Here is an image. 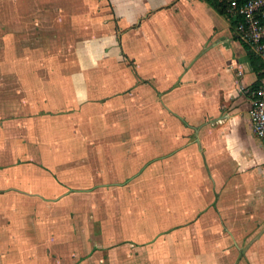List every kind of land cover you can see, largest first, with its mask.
<instances>
[{"label":"crops","instance_id":"0c3cea01","mask_svg":"<svg viewBox=\"0 0 264 264\" xmlns=\"http://www.w3.org/2000/svg\"><path fill=\"white\" fill-rule=\"evenodd\" d=\"M57 6L58 53H66L68 39L91 38L90 46H76L78 54L89 56L85 61L136 70L128 68L130 74L119 85L122 91H116L112 75L105 79L94 75L87 84L97 85L101 93L97 96L98 89H88L86 99L67 98L61 92L52 95L45 83L51 86L54 81L58 89L62 80L43 79V98L26 100L28 120L42 125L41 132L20 133L19 120L0 125V264H264V142L253 128L248 91L259 71L230 17L210 0H58ZM54 28L50 27L49 42L56 39ZM52 44H44L46 52H51ZM118 54L119 61L126 62H115ZM120 92L121 109L115 98ZM135 95L142 108L139 117L152 113L160 120L152 146L161 163L156 182L169 183V189L156 191L149 206L136 205L137 201L135 208L127 201L113 206L110 201L105 228L109 233H99L93 222L98 206H91L90 225L78 218L63 225L72 213L76 217L82 213L80 219L85 216L76 199L96 202L91 188L100 180L98 175L83 174L86 154L98 163L100 152L105 153L109 167L120 154L125 163L132 151L140 153L141 144L119 146L114 137L101 143L47 141L54 131L79 128L74 118L56 117L68 112L78 118L84 113L93 116L95 107L87 106L90 98L106 108L97 110L99 114L115 115L117 106L125 115L130 110L124 99ZM39 102L43 106L36 110ZM125 129L111 127L108 133L137 132ZM34 134H41L43 141L32 142ZM24 135L26 142L20 144ZM164 159L169 161V179ZM145 193L129 189L108 197L147 200ZM69 198L74 202H66ZM151 208L155 213L147 217ZM216 231L219 237L211 238ZM28 232L37 238H25ZM98 236L107 237L105 258L93 254L99 250ZM119 242L129 251L121 257L115 255ZM19 245L25 251H18ZM88 245L91 250L79 254Z\"/></svg>","mask_w":264,"mask_h":264},{"label":"rangeland","instance_id":"374dc122","mask_svg":"<svg viewBox=\"0 0 264 264\" xmlns=\"http://www.w3.org/2000/svg\"><path fill=\"white\" fill-rule=\"evenodd\" d=\"M54 1L56 6H49L47 2ZM58 0H0V113L3 118L0 119V125L4 124L11 119L19 122L18 129L20 133L25 134L26 132H41L42 125H38L35 119H29L27 116V97H31V99H36L39 96L41 99L43 98L44 86H41L42 80L45 79V82L48 79L54 80V78L60 77L62 80V84L56 89L53 85V82H50L51 86H48V82L45 83L47 86V90H53L52 95H56L61 92L67 98L71 99H86L87 98V90L91 88L97 92V96L100 95V87L97 85L89 86L88 81L95 75L99 78H107L108 75H112V78L115 81V89L116 91H122V87L119 86L125 78L128 77L130 71L128 68H133L136 70V66H97L96 64H92V60L90 62L85 61L89 59V56L78 54V50L76 46L81 47V44L85 46H90V39H65L70 44H67L68 49L66 53H58V43L60 38L58 37L57 32L60 31L59 21H58ZM57 34L55 35L54 40H50L54 44L51 49V52H46L47 42L51 37V30L53 27ZM52 31V33L54 34ZM76 43V44H75ZM45 44V45H44ZM75 48V49H74ZM73 50V51H72ZM122 55L118 54L114 61L124 63L126 60L119 61V58ZM83 60V63H82ZM91 64V66H90ZM51 80V81H52ZM111 81V79H107V82ZM83 82V83H82ZM106 83V82H104ZM34 85V86H33ZM38 85V87H37ZM40 85V86H39ZM45 88V89H46ZM116 91L113 95H116ZM121 93V92H120ZM71 96V97H70ZM121 97H115L117 99V104L119 109L122 108V96L123 93L120 94ZM134 98V99H133ZM89 107L92 105L95 107L96 112L94 115H90L89 113H84V117L78 118V115L72 117L69 112L62 113L61 117H56V121L60 120H69L70 118H74V122H76L77 130L75 128L68 129L67 132L65 129H60L56 133V131L52 132V138L47 139V141L51 142H74V141H82V142H111L112 138H115V143H118L119 146H122L124 143H131L129 146H134V144L140 143L141 150L140 153L137 151H132L130 157L125 159V163L122 157V154L117 156L114 162L110 161V166H106L107 160L106 155L103 152H100L99 161L91 162L89 153L86 154L88 156L87 160H82V170L83 174H94L98 175L100 180L98 184H93L92 190L96 191V202L93 205L91 204L90 198L87 199H76L75 201L79 202V205L85 212V216L82 215L80 219L79 216L82 213H78L79 216L76 217V214L72 213L68 215L67 218L62 222L63 225H66V222L70 224V222L76 223V219L78 218L82 222L86 223V225H90L92 221L90 218L92 217V213L90 211L91 208H95L98 206L99 213L98 219L96 221L93 220L96 227L99 229V233L101 230L105 231L104 233H109L106 228V224L109 222L106 218V209L108 206H119L122 201H127L130 205L134 206L135 201L136 205L141 203H147L149 206V202L154 204V198H151L155 195L156 191H161L164 189H169V183H160L156 182L157 167L160 168V161H158L155 157L156 151L152 147L154 144V129L156 121L160 123V120H155V118L151 115V109L148 105L145 107L147 110V117H139V112H142V108H140V104L138 102V95L135 97H131L128 99H124L127 104V108L130 110L128 114H123L117 110L115 115H110V117H106L103 113L106 111V108L100 106V104H94L91 100H87ZM37 103L32 105L35 106ZM86 104V103H85ZM43 105L39 102V107L36 110H41ZM98 106V107H96ZM77 107V106H74ZM98 110V112H97ZM85 112V110H83ZM67 112V111H66ZM0 114V116H1ZM146 114V113H145ZM8 115H12V118H6ZM114 116V117H113ZM14 117V118H13ZM247 120V119H244ZM169 123V120H164ZM31 122V123H30ZM246 124V121H245ZM114 127L117 131L119 128H127L130 130L132 136L128 135H117L114 136L109 134L110 128ZM141 127L140 130L138 128ZM250 128V127H249ZM106 129H108L106 131ZM125 129V131H127ZM99 132L95 133L94 132ZM141 131L147 132L146 134H140ZM107 132V133H106ZM150 132V134H148ZM20 136V135H19ZM45 137V136H44ZM135 140H131V139ZM32 142L43 141V136L41 134H37L33 136ZM30 141V140H29ZM46 141V138H44ZM26 142L25 135L24 138L19 139L20 144H24ZM28 143V141H27ZM23 153V152H22ZM165 154V153H164ZM116 155L117 152H116ZM169 161L164 159V163L168 164V168L166 171L167 178L169 179L170 174V165L167 163ZM92 166H87L88 164H92ZM114 163V164H113ZM66 169H71V166H67ZM160 171V170H159ZM67 172V175L69 174ZM92 172V173H91ZM70 175V174H69ZM111 178H109L108 177ZM70 177V176H69ZM102 178V179H101ZM113 178V179H112ZM81 182V180H80ZM141 190L146 191L143 197L147 200L140 199H130L123 200L119 198H115L113 200L110 199L109 194L112 192L122 191V190ZM71 201L74 202V199H67L66 202ZM111 204L109 205V202ZM92 206V207H91ZM151 206V205H150ZM153 206V205H152ZM135 208V206H134ZM152 209V208H151ZM150 210V209H148ZM150 212V213H149ZM117 213V211H116ZM147 217H151L153 215L154 209L151 211L145 212ZM116 214L114 215V221H116ZM90 217V218H88ZM67 219V220H66ZM108 221V222H107ZM94 225V229L95 228ZM103 228L100 229L99 228ZM107 229V228H106ZM164 235L169 236L171 231H164ZM218 231L211 234V238L219 237ZM70 232L67 233L70 236ZM93 234H96L94 232ZM37 234L28 232L25 238H37ZM40 234L38 235L39 238ZM210 237V236H209ZM20 239V238H19ZM115 239L117 237L115 236ZM107 237L98 236L97 244L99 245V250L93 252L94 256L98 258L106 257V249L104 244H106ZM21 242V241H20ZM109 242V241H108ZM121 242L118 243L120 245ZM96 246V245H95ZM125 244L116 246V256H122L123 252H129L124 247ZM20 247V248H19ZM18 251H25L22 246L19 245ZM36 249V248H35ZM40 249V248H39ZM57 251L59 248H56ZM91 250L90 245L85 248H81L79 250V254L87 253ZM132 252V251H131ZM72 255H75L74 253ZM165 255V254H164ZM73 260V259H71ZM69 264V263H68ZM73 264V263H72Z\"/></svg>","mask_w":264,"mask_h":264},{"label":"built area","instance_id":"2783aa9c","mask_svg":"<svg viewBox=\"0 0 264 264\" xmlns=\"http://www.w3.org/2000/svg\"><path fill=\"white\" fill-rule=\"evenodd\" d=\"M228 3L234 18L243 17L235 27L240 39L247 43L264 61V0H220ZM251 94V120L256 134L264 142V80Z\"/></svg>","mask_w":264,"mask_h":264},{"label":"trees","instance_id":"16d2710c","mask_svg":"<svg viewBox=\"0 0 264 264\" xmlns=\"http://www.w3.org/2000/svg\"><path fill=\"white\" fill-rule=\"evenodd\" d=\"M211 3L215 6V8L222 14L228 15L232 21L233 27L235 29L237 22L242 19L243 17H236L234 18L233 16L230 15L228 12V3L226 1H220V0H210ZM236 32V31H235ZM248 50V53L250 55V58L253 63L256 64L257 66V71H259V79L253 84L251 88H257L261 84V79L264 77V61L263 59L258 56L254 50L245 42H243Z\"/></svg>","mask_w":264,"mask_h":264}]
</instances>
